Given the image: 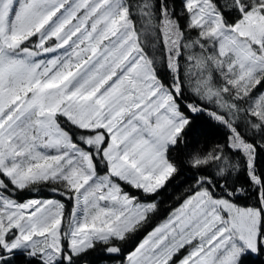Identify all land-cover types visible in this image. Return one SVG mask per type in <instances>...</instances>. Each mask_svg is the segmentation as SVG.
I'll list each match as a JSON object with an SVG mask.
<instances>
[{
	"label": "snow or ice",
	"instance_id": "1",
	"mask_svg": "<svg viewBox=\"0 0 264 264\" xmlns=\"http://www.w3.org/2000/svg\"><path fill=\"white\" fill-rule=\"evenodd\" d=\"M203 117L224 143L197 148ZM251 256L264 0H0V264Z\"/></svg>",
	"mask_w": 264,
	"mask_h": 264
},
{
	"label": "trees",
	"instance_id": "2",
	"mask_svg": "<svg viewBox=\"0 0 264 264\" xmlns=\"http://www.w3.org/2000/svg\"><path fill=\"white\" fill-rule=\"evenodd\" d=\"M177 2H179V0H177ZM202 121L203 123L198 133V138L200 142L197 145V148H203L205 144H207L208 146H212L215 143L222 144L225 142L227 134V130L225 128L216 124L208 117H203ZM173 155H175V153ZM190 175L191 173L185 171L183 175L173 181L172 186H170L168 189V192L171 193V197L167 199L165 207H167L168 205H174L176 203V198L185 192V190L189 186V183H191V181L187 179L188 177H190ZM243 202L244 201L241 200V203ZM90 259L96 260L97 257L94 254L92 257H90ZM99 264H110V262L101 260L99 261ZM247 264H264V257H248Z\"/></svg>",
	"mask_w": 264,
	"mask_h": 264
}]
</instances>
